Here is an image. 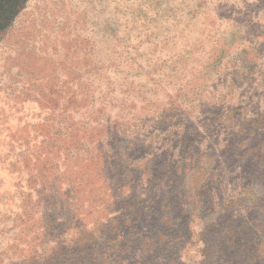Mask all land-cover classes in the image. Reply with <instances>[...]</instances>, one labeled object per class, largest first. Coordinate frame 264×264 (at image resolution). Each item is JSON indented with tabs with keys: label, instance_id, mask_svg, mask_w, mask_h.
<instances>
[{
	"label": "rangeland",
	"instance_id": "obj_1",
	"mask_svg": "<svg viewBox=\"0 0 264 264\" xmlns=\"http://www.w3.org/2000/svg\"><path fill=\"white\" fill-rule=\"evenodd\" d=\"M0 264H264V0H0Z\"/></svg>",
	"mask_w": 264,
	"mask_h": 264
}]
</instances>
